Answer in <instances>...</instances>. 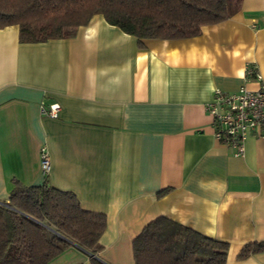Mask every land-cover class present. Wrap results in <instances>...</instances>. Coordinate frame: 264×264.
Masks as SVG:
<instances>
[{
	"label": "crops",
	"instance_id": "1",
	"mask_svg": "<svg viewBox=\"0 0 264 264\" xmlns=\"http://www.w3.org/2000/svg\"><path fill=\"white\" fill-rule=\"evenodd\" d=\"M247 68L264 78V0H241L185 39L139 43L99 14L38 43L1 28L0 203L14 181L46 180L105 215L99 251L71 244L49 264H134L132 240L159 216L227 242L225 264H264V253L237 258L264 241V137L249 135L235 156L204 110L214 89L255 88ZM52 103L57 118L40 112Z\"/></svg>",
	"mask_w": 264,
	"mask_h": 264
},
{
	"label": "trees",
	"instance_id": "2",
	"mask_svg": "<svg viewBox=\"0 0 264 264\" xmlns=\"http://www.w3.org/2000/svg\"><path fill=\"white\" fill-rule=\"evenodd\" d=\"M241 0H0V29L16 25L20 43L73 37L94 15L143 39H185L201 26L229 18ZM0 203V264H49L71 245L96 253L105 230L102 213L84 210L69 191L13 182ZM168 191L163 190L160 194ZM228 243L170 218L148 222L132 240L134 264H225ZM264 253V241L245 244L244 259ZM91 264H103L91 258Z\"/></svg>",
	"mask_w": 264,
	"mask_h": 264
},
{
	"label": "built area",
	"instance_id": "3",
	"mask_svg": "<svg viewBox=\"0 0 264 264\" xmlns=\"http://www.w3.org/2000/svg\"><path fill=\"white\" fill-rule=\"evenodd\" d=\"M253 75L256 87H241L236 92L214 89L212 97L204 104L206 114L211 118L214 139L222 146L231 148L235 156L244 153V142L249 135L264 137V78L255 68H247ZM59 105L41 104L40 112L57 118ZM49 155L45 148L40 151V170L43 175L49 171Z\"/></svg>",
	"mask_w": 264,
	"mask_h": 264
},
{
	"label": "rangeland",
	"instance_id": "4",
	"mask_svg": "<svg viewBox=\"0 0 264 264\" xmlns=\"http://www.w3.org/2000/svg\"><path fill=\"white\" fill-rule=\"evenodd\" d=\"M229 2H231V0H228Z\"/></svg>",
	"mask_w": 264,
	"mask_h": 264
}]
</instances>
